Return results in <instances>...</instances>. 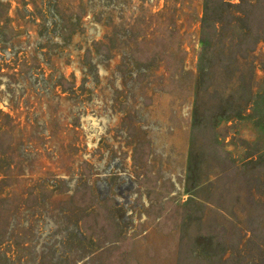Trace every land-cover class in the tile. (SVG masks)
<instances>
[{
	"label": "rangeland",
	"instance_id": "rangeland-1",
	"mask_svg": "<svg viewBox=\"0 0 264 264\" xmlns=\"http://www.w3.org/2000/svg\"><path fill=\"white\" fill-rule=\"evenodd\" d=\"M223 9L201 75V0H0V264H264V0Z\"/></svg>",
	"mask_w": 264,
	"mask_h": 264
},
{
	"label": "trees",
	"instance_id": "trees-1",
	"mask_svg": "<svg viewBox=\"0 0 264 264\" xmlns=\"http://www.w3.org/2000/svg\"><path fill=\"white\" fill-rule=\"evenodd\" d=\"M229 0H201V16L198 20V40L197 45L199 47V52L196 55V65L195 69L198 74L203 75L206 68L205 63V54L207 53V49L212 44V42L215 40L213 39L215 36H221V25H222V17L221 14L224 13L223 9L227 4ZM250 1H247L246 4H250ZM215 6L214 10H212L210 7L212 5ZM243 5V2H239L238 5H234L235 8H241ZM237 16L232 17L229 20V23H227V26L229 29L226 31L225 43L223 44V47L220 50V54H223V52L226 50L224 48L225 45H228V47H231L232 45L238 46L241 45L242 42L245 41V36H247L245 33H243V29L241 28L243 15L242 13H237ZM238 25V26H237ZM169 28V27H168ZM179 43V42H178ZM177 43V44H178ZM181 44L179 43L177 46L178 52H182ZM224 58L222 57L221 60ZM182 70V69H181ZM1 132V130H0ZM6 132V131H5Z\"/></svg>",
	"mask_w": 264,
	"mask_h": 264
}]
</instances>
